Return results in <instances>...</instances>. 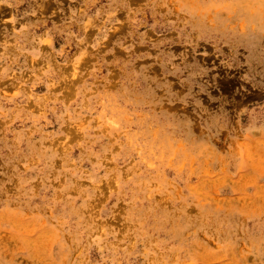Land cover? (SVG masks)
I'll return each mask as SVG.
<instances>
[{
    "label": "rangeland",
    "instance_id": "1",
    "mask_svg": "<svg viewBox=\"0 0 264 264\" xmlns=\"http://www.w3.org/2000/svg\"><path fill=\"white\" fill-rule=\"evenodd\" d=\"M0 264H264V0H0Z\"/></svg>",
    "mask_w": 264,
    "mask_h": 264
}]
</instances>
